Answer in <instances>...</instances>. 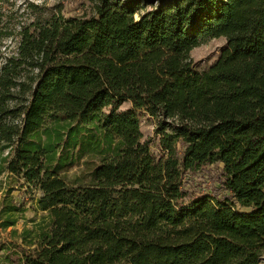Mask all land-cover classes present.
Wrapping results in <instances>:
<instances>
[{"label": "trees", "instance_id": "trees-1", "mask_svg": "<svg viewBox=\"0 0 264 264\" xmlns=\"http://www.w3.org/2000/svg\"><path fill=\"white\" fill-rule=\"evenodd\" d=\"M89 1L0 50V264H260L264 0H144L139 20L141 0ZM220 38L199 73L192 51ZM14 179L39 194L33 229Z\"/></svg>", "mask_w": 264, "mask_h": 264}, {"label": "rangeland", "instance_id": "rangeland-1", "mask_svg": "<svg viewBox=\"0 0 264 264\" xmlns=\"http://www.w3.org/2000/svg\"><path fill=\"white\" fill-rule=\"evenodd\" d=\"M125 3V0H123ZM159 7V3L147 4L141 0L138 6L136 19L139 20L140 15L152 11ZM2 24L0 27V50L5 54L16 52L20 41L21 32L24 28L32 27L38 22H46L52 19L55 15H61L65 18H75L82 16H90L93 13V4L89 0H3L0 5ZM226 39H208L202 45L194 49L191 56L195 63V69L199 73L207 72L219 59L222 51L226 47ZM132 110L130 102L124 103L120 111L126 112ZM140 129L144 136V141H148L152 152L159 155L160 136L156 134L157 122L150 116L139 113ZM220 167L212 166L205 172V176L199 178V183L202 187H210L211 180L214 179L220 172ZM78 168L71 173L74 174ZM5 173L0 180L6 181ZM13 187L17 189L14 193L15 197L26 204V213L24 218L20 220L17 229L23 231L25 228L33 229L42 221L43 213L38 211L35 199L39 197L36 191H31L25 188L18 191L21 183L17 179L12 182ZM10 229L2 237L10 238ZM260 264H264V254Z\"/></svg>", "mask_w": 264, "mask_h": 264}]
</instances>
